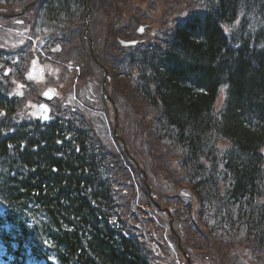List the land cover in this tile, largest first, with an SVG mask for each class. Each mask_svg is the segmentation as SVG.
I'll use <instances>...</instances> for the list:
<instances>
[{
  "label": "trees",
  "instance_id": "16d2710c",
  "mask_svg": "<svg viewBox=\"0 0 264 264\" xmlns=\"http://www.w3.org/2000/svg\"><path fill=\"white\" fill-rule=\"evenodd\" d=\"M99 2L92 1L94 12L102 8ZM129 3L103 0L102 12L112 21L92 28L94 41L110 46L115 41L118 49L112 23H122L118 17ZM86 4L87 0H39L23 18L33 24L43 16L46 22L56 24L57 40L70 34L77 45L83 42L75 31L80 21L85 23ZM14 5L10 12L25 6L20 0ZM198 6L165 48L145 53L136 66L135 61L130 64L137 73L119 81L112 97L126 106L132 99L128 89L136 86L139 105L132 108L137 113L132 125L136 137L132 131L125 137L132 147H138L143 139L161 152V163L153 168L149 182L162 206L172 209L174 223L194 218L178 202L181 187H194L200 204L215 200L229 204L234 195L254 197L240 206L246 214L241 215L240 241L235 247L245 250H241L242 259L238 249L234 258L264 264V220L248 217L260 214L264 218V118L249 116L264 112V0H199ZM100 26H104V36ZM106 27H111L107 33ZM65 51L67 55L59 52L56 56L68 58L70 49ZM3 55L0 49V139L15 140L14 148L27 158L15 171L0 168L7 181L0 186V226L4 222L3 236L9 244L0 245L9 250L14 262L25 264L29 257L54 253L58 264H183L184 258H175L163 240L168 230L157 224L158 211L146 191L138 194L119 184L96 181L93 158L100 160L99 169L107 171L112 167L125 170L130 163L109 141H103L91 124L87 126L72 114L45 126L39 121H23L25 114L19 111L25 99L12 94V74L5 75V71L12 66L23 76L27 64L21 69L13 57ZM97 56L106 64L115 62L111 52ZM86 58L90 66L95 64L89 52ZM74 60L81 64L80 57ZM31 94L39 96L37 89ZM101 101L107 109L108 102L103 97ZM18 129L25 130L22 136H17ZM156 130L159 134L167 130L171 144H159L158 135L153 136ZM187 148L192 154L193 148H201L204 158L196 161L185 153ZM167 175L173 181H186V185L167 188ZM19 181L25 188L12 190V183ZM158 188H166L167 193L161 194ZM11 208L18 210L14 218ZM21 210L29 214L21 215ZM212 210L200 205L194 213L202 216ZM29 217L38 218L39 224L34 225ZM219 220L221 227L228 229L236 223L233 218ZM165 222L169 226L168 218ZM127 225L131 226L123 229ZM230 234L227 230L226 237ZM204 253L210 252L204 250L201 256Z\"/></svg>",
  "mask_w": 264,
  "mask_h": 264
},
{
  "label": "bare ground",
  "instance_id": "6f19581e",
  "mask_svg": "<svg viewBox=\"0 0 264 264\" xmlns=\"http://www.w3.org/2000/svg\"><path fill=\"white\" fill-rule=\"evenodd\" d=\"M251 118L254 119H262L264 118V112L263 111H257L254 114H249ZM126 120L125 123L129 128H133L132 125H135V116H132V112L128 110L125 116ZM238 127L243 128V126L238 125ZM212 129H216L215 127H212ZM24 129H18L17 130V136H22L24 134ZM152 132V130H150ZM216 134V133H215ZM157 136L158 143L167 146L171 144L168 142L170 140L168 131L165 130L164 132L160 133L158 130L154 131L153 136ZM17 139V138H16ZM187 140V138H184ZM219 144V143H218ZM15 140L11 138H1L0 139V151L3 152L4 157H1L0 152V168L8 169V172H12L13 170L20 169L22 166H24L25 161L27 158L21 155L20 150H16L17 148H14ZM111 148L115 151H118V145L115 142H111ZM138 147H132L130 148L131 153L136 161V163L143 169H145L149 174L153 171V168L160 164V151L157 149L156 146L149 143L147 140H139V143L137 144ZM193 154L190 152V149L187 148L185 153L188 156H193V159L196 158V161L201 160L204 158V154L201 148H193L192 150ZM101 157V156H100ZM175 160V159H173ZM95 164H92L94 167L95 172L97 173L96 181H98L99 184L105 185V184H119L121 187H125L130 189V191H135L136 193L140 194L141 192H145L150 198L151 193L156 195V191L152 186H146L140 183V181L137 178V170L134 166L129 165L125 168V170H116L112 167L111 170H102L98 168L100 160L98 158H93ZM91 161V162H92ZM98 168V169H97ZM168 179V186L167 188H171L178 184V187L185 186L186 181H183L179 178L173 181L167 175ZM7 181L2 178L0 175V186H3ZM259 186V185H258ZM5 187V186H4ZM25 188V185L22 182H18V184L12 183L11 189L15 190L18 189L21 190ZM260 188V186H259ZM7 188H1L2 191H4ZM161 194H166L167 190L166 188H158L157 189ZM180 197L181 199L178 200V202L181 203L184 211H187L196 219H184L179 220L177 222V225L174 223L172 228H169L167 226L165 220L168 218L172 212V209L169 207H156L158 213L155 215V220L157 224L161 228H165L168 230V233L166 237H164V241L166 245L170 248L173 256L175 258H184L183 262H186V259L190 261L192 264H240V261L236 260L234 258L237 257V253L240 251V259L243 258V253L245 249H241L239 247H235L237 243L240 241L239 239V229L241 228V215L246 214V209L243 207H240L242 202L247 201H254V197L241 195L240 196H233V200L230 201L229 204H225L221 201L215 200L213 204L208 203H202L200 204V197L195 194L194 187L192 189H188L186 187L180 188ZM170 196V195H168ZM203 207H209L212 208V213H204L202 216H198L197 213H194V210H197L199 206ZM174 210H178L177 208H174ZM9 211L12 212L13 218L17 215V211L15 209H10ZM20 212V211H19ZM29 214L28 212H25L21 210L20 214ZM186 213V212H185ZM194 213V214H193ZM254 215V214H253ZM248 215V217L256 218L260 221H263L264 218L259 215ZM12 217V216H11ZM8 217V218H11ZM30 220L33 222L34 225L39 224V219L35 217H29ZM233 218L235 220V224L233 228L228 229L226 227H221L220 220L229 221ZM4 222L1 223L0 226V242H3L5 247H7L8 244V238L3 236L5 234V228L2 227ZM129 225L125 226L123 229H126ZM131 226V225H130ZM129 226V227H130ZM231 231V234L226 237V232ZM187 232V234L184 236V233ZM189 237V238H188ZM188 238V239H187ZM181 241V247H179L178 252L175 251V247H178V242ZM237 249L239 251H237ZM207 250L210 253L204 254L205 262L202 260L201 252ZM236 252V253H234ZM176 253V254H175ZM211 254H214L216 256V262H213L211 258ZM233 254V255H231ZM233 259V261L231 260ZM207 262V263H206Z\"/></svg>",
  "mask_w": 264,
  "mask_h": 264
},
{
  "label": "rangeland",
  "instance_id": "374dc122",
  "mask_svg": "<svg viewBox=\"0 0 264 264\" xmlns=\"http://www.w3.org/2000/svg\"><path fill=\"white\" fill-rule=\"evenodd\" d=\"M15 1L16 0H8V1L5 2L4 0L3 1L0 0V27H1L2 21L7 22L9 20V17L11 15H13L14 12H10V11H11L12 7L15 8V5H14ZM20 1H24V5L26 6L25 7L26 11H28L29 8H31L32 6H35V4H36L35 0H20ZM99 1H100L99 2L100 6L103 8V4H102L103 0H99ZM134 1L135 2L133 4L131 3L129 8L127 9V12L129 13V18H130L129 21H123V23H121V24H117V23L113 22L112 25H113L114 29L124 33L125 27H127V26H129V25H131L133 23L141 21V13L147 14L149 11H154V9L152 7L148 6L149 0H134ZM160 1H161L160 10L164 14V16H163L162 19L155 21V24H158V23L164 21V17H165V15L167 13L175 10V8L178 5L185 3V2H177V1H180V0H160ZM90 2H91V0H87V4L86 5H88V3H90ZM19 5H20V2L18 1V7H19ZM106 5H107V3L104 4V7ZM110 5H112V1L110 2ZM133 5H135L136 7H133ZM140 6H142V10L140 9ZM102 8H100V7L96 8L97 10L93 13V15L91 14V18H94V19L92 20V23H91V26H90V31H92V28L94 26L98 25V24L106 25L108 22L112 21V20L111 21L106 20V16L103 14ZM19 11L20 10L18 8L17 12H19ZM24 14L25 13L20 12V13H18L17 16L21 17ZM129 22H130V24H128ZM121 25H125V27L123 28ZM83 27L85 29L86 25L83 24L82 21H80L78 23V28L76 29L78 32L75 31V35H77V36H78V34L82 35V32L84 30ZM100 27L102 29L101 33L104 36V26H100ZM109 29H111V27L110 28L106 27L105 28V33H107ZM26 32H27V29H24V28H17V29H13V30H9L8 29L5 33H0V41L3 44H10L9 40H14L16 37H18V34H20L22 40H24V37H25L24 34ZM112 35L113 34H111L109 37H113ZM165 37L167 38L168 36H165ZM72 47H74L75 50H76V53H74V54H73V52L72 53L70 52V55L72 57H74V58L80 57L81 59L85 58V59H87V61H89V58H86V55H85L86 49H85V45H84L83 42H79V43H77V45H72ZM101 48H102V46H101V43H100V40H99L98 42H96V49H95L96 54L100 53ZM116 60H114V61H116ZM101 79H102V74L99 71H97L96 82H97L98 85H99ZM40 80H43L42 76L40 77ZM119 88H124V87L120 86ZM128 90H129V92H130V94L132 96V99L127 101L128 105L126 104V106L122 110H125V109L128 108V109H131L134 114H137L132 109V108H135L136 105H139L137 100H136V97H137L136 86L133 87V88H130ZM71 108L73 109V106H71ZM73 111H75V110L73 109ZM121 122L124 125V127H127L128 130H131L133 132V138L135 139L136 134H134L133 128H129L125 124V117L121 116ZM94 127H99V126L95 125ZM94 136H95V140H98V137L96 135H94ZM94 143H96V142H94ZM234 253H236V252H234ZM231 255H233V254H231ZM203 256H201V257H202V260L205 262V259H204ZM211 258H212L213 262H216V256L214 254H211ZM236 260L238 261V259H236Z\"/></svg>",
  "mask_w": 264,
  "mask_h": 264
},
{
  "label": "snow or ice",
  "instance_id": "6c2138e0",
  "mask_svg": "<svg viewBox=\"0 0 264 264\" xmlns=\"http://www.w3.org/2000/svg\"><path fill=\"white\" fill-rule=\"evenodd\" d=\"M140 31L142 32L143 31V29L141 28L140 29ZM55 51H59V48H57V49H54ZM5 75H8V73L7 72H5ZM45 95H47V93H45ZM0 115H3L2 113H0ZM45 119H47L48 117L47 116H45L44 117Z\"/></svg>",
  "mask_w": 264,
  "mask_h": 264
},
{
  "label": "water",
  "instance_id": "95a60500",
  "mask_svg": "<svg viewBox=\"0 0 264 264\" xmlns=\"http://www.w3.org/2000/svg\"><path fill=\"white\" fill-rule=\"evenodd\" d=\"M89 8H90V7H89ZM47 119H48V118H47ZM47 119L44 118L43 121H47Z\"/></svg>",
  "mask_w": 264,
  "mask_h": 264
}]
</instances>
